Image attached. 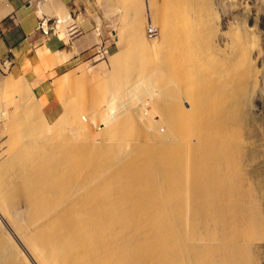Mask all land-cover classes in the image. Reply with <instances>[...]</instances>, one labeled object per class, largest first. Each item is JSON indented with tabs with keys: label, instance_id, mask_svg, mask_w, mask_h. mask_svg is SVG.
<instances>
[{
	"label": "bare ground",
	"instance_id": "bare-ground-1",
	"mask_svg": "<svg viewBox=\"0 0 264 264\" xmlns=\"http://www.w3.org/2000/svg\"><path fill=\"white\" fill-rule=\"evenodd\" d=\"M118 1L113 70L60 78L56 121L28 95L15 108L0 264H263L247 112L257 38L221 30L213 0H149V38L142 0Z\"/></svg>",
	"mask_w": 264,
	"mask_h": 264
},
{
	"label": "crops",
	"instance_id": "crops-1",
	"mask_svg": "<svg viewBox=\"0 0 264 264\" xmlns=\"http://www.w3.org/2000/svg\"><path fill=\"white\" fill-rule=\"evenodd\" d=\"M102 16L97 0H0V82L7 81L2 76L20 80L50 108L57 95L53 82L91 58L106 37ZM57 17H66L73 31L40 27L41 20Z\"/></svg>",
	"mask_w": 264,
	"mask_h": 264
},
{
	"label": "rangeland",
	"instance_id": "rangeland-1",
	"mask_svg": "<svg viewBox=\"0 0 264 264\" xmlns=\"http://www.w3.org/2000/svg\"><path fill=\"white\" fill-rule=\"evenodd\" d=\"M142 4L144 16L146 17L144 26L146 35V25L152 24L150 16L152 14L149 13L150 9H148L149 0H142ZM97 5L103 10V16L99 19V24L101 27L100 29L105 31L106 37L98 41L100 45L97 44L94 51H92L93 55L91 58L65 71L53 82V90L57 95L50 108L46 106L44 100L41 101L36 98L34 92L27 84L8 76L7 78L1 77L7 81L0 82V168L5 167L6 162L4 160L9 154L6 150L8 151L12 132L8 124L11 122L12 116L17 114L16 109L18 108L16 107L21 109L23 103L28 100L26 95H28L30 99L32 98L31 100L37 104L41 116L48 121H56L63 113L61 98L58 94L56 85L60 78L67 75H76L78 77L86 75L85 77L87 79L93 80L99 76L110 73L113 70V60L117 61L119 59L118 57L124 55L123 51L124 48H126V43H120L119 40L121 30L124 29L122 26L123 24L125 25L124 12L125 14L127 12L122 9V4L118 0H97ZM213 5L218 14L221 30L227 31L231 27L239 28L249 37H255L258 40V44L252 54V62L260 73L257 78L256 86L254 90H252L247 112L249 119L248 134L249 139L253 142L251 146L252 149L259 152V157L253 163L252 169L257 170L264 177V151L261 153L259 150H264V0H213ZM63 19L65 20V18ZM145 37L147 38V36ZM81 77L79 79H81ZM22 85L25 87L23 91H21ZM47 110L52 111L46 112ZM150 116L153 117L154 115L152 116V113H150ZM7 127L10 130H8ZM100 137L101 136H97L96 138L98 139ZM15 162L18 163L22 161L15 160ZM1 177H3V175H0V178ZM24 208L25 207L22 206L23 210ZM14 215L17 216L16 214ZM0 220L2 221L1 215ZM262 262L264 264V258Z\"/></svg>",
	"mask_w": 264,
	"mask_h": 264
},
{
	"label": "built area",
	"instance_id": "built-area-1",
	"mask_svg": "<svg viewBox=\"0 0 264 264\" xmlns=\"http://www.w3.org/2000/svg\"><path fill=\"white\" fill-rule=\"evenodd\" d=\"M68 22H66L61 17H57L54 19H43L40 22V27H42L46 33H49V32L56 33L64 27L70 31V29H73V28L67 26ZM146 32L149 38H155L157 35V27L150 23L147 26ZM1 35L2 33L0 32V36Z\"/></svg>",
	"mask_w": 264,
	"mask_h": 264
},
{
	"label": "clouds",
	"instance_id": "clouds-1",
	"mask_svg": "<svg viewBox=\"0 0 264 264\" xmlns=\"http://www.w3.org/2000/svg\"><path fill=\"white\" fill-rule=\"evenodd\" d=\"M100 45V44H99ZM99 45H98V47H99Z\"/></svg>",
	"mask_w": 264,
	"mask_h": 264
}]
</instances>
